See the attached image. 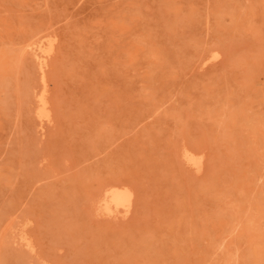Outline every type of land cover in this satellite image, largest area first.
Here are the masks:
<instances>
[{
    "label": "rangeland",
    "instance_id": "obj_1",
    "mask_svg": "<svg viewBox=\"0 0 264 264\" xmlns=\"http://www.w3.org/2000/svg\"><path fill=\"white\" fill-rule=\"evenodd\" d=\"M0 264H264V0H0Z\"/></svg>",
    "mask_w": 264,
    "mask_h": 264
},
{
    "label": "bare ground",
    "instance_id": "obj_2",
    "mask_svg": "<svg viewBox=\"0 0 264 264\" xmlns=\"http://www.w3.org/2000/svg\"><path fill=\"white\" fill-rule=\"evenodd\" d=\"M49 42H50V41H48V44H49ZM51 42H52V41H51ZM52 44H53V42L50 43V46H51V47H50V46L48 47L49 50H50V48L53 47ZM40 45H41V44H38V46H39L38 50L41 49V48H40ZM43 46H44V45H43ZM43 48H44V47H43ZM46 48H47V47H46ZM46 48H45V49H46ZM42 50L44 51V49H42ZM40 51H41V50H40ZM47 51H48V50H47ZM50 51H52V50H50ZM50 51H49V52H50ZM41 53H42V52H41ZM45 53H46V52H45ZM47 55H48V54H47ZM36 58H37V56H36ZM36 60H37V59H36ZM39 62H40V61H39ZM41 94H42V93H41ZM42 95H43V94H42ZM38 97H39V95H38ZM42 99H43V97H42ZM39 101H40V100H39ZM44 101H45V100H44ZM42 102H43V101H42ZM38 103H39V102H38ZM44 103H45V102H44ZM42 104H43V103H42ZM44 105H45V104H44ZM45 106H46V105H45ZM39 107H40V106H39ZM42 107H43V106H42ZM40 110H41V109H40ZM37 111H38V110H37ZM37 116H38V114H37ZM39 116L41 117V116H44V115H42V114L39 113ZM46 116H47V115H46ZM185 154H187V153H185ZM190 161L192 162V160H190ZM194 161H196V160H194ZM193 163L195 164V162H193ZM196 164H197V163H196ZM110 188H111V187H110ZM111 191H112V190H111ZM111 191H110V192H111ZM104 193H105V192H104ZM107 193H109V192H107ZM107 193H106V194H107ZM116 193H119V191L117 190V191L115 192V190H113V191L111 192V194L109 193V194H110V196H109L110 198H108V199H111L112 201H114V203H122L123 201H124V203H125V200H128V199H126L127 197L125 198L124 196H123V197H118V195H117ZM124 193H125V190H124V192H123V195L128 194V193H125V194H124ZM130 193H131V192H130ZM129 197H130V196H129ZM104 198H105V197H104ZM102 199H103V198H102ZM100 201H101V200H100ZM104 201H105V200H104ZM109 202H110V201H109ZM129 202H130V200H129ZM114 203H113V204H114ZM124 203H123V204H124ZM100 204H101V203H100ZM125 204H126V203H125ZM130 204H131V203H130ZM101 205H102V204H101ZM108 205H111V204L107 203L106 206H108ZM115 205H116V204H115ZM119 206H120V205H119ZM121 206L123 207L124 205L121 204ZM98 207L100 208L101 206H98ZM116 207L118 208V206H116ZM117 208H114V209L116 210ZM109 209H110V208H109ZM114 209H113V210H114ZM110 210H111V212H112V209H110ZM125 210H126V208H125ZM108 214H109V213H108ZM243 215H244V214H243ZM25 237H26V236H25ZM24 239H25V238H24ZM25 240H26V239H25ZM26 241H27V240H26ZM28 241H29V240H28ZM29 242H30V241H29ZM29 242H27V244H29Z\"/></svg>",
    "mask_w": 264,
    "mask_h": 264
}]
</instances>
